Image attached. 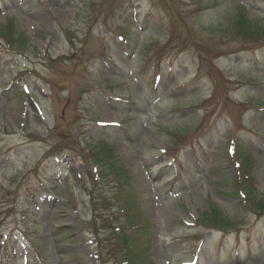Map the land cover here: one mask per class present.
I'll list each match as a JSON object with an SVG mask.
<instances>
[{"label":"rangeland","instance_id":"1","mask_svg":"<svg viewBox=\"0 0 264 264\" xmlns=\"http://www.w3.org/2000/svg\"><path fill=\"white\" fill-rule=\"evenodd\" d=\"M262 199L264 0H0V264H264Z\"/></svg>","mask_w":264,"mask_h":264},{"label":"trees","instance_id":"2","mask_svg":"<svg viewBox=\"0 0 264 264\" xmlns=\"http://www.w3.org/2000/svg\"><path fill=\"white\" fill-rule=\"evenodd\" d=\"M258 202V200H257ZM258 205L264 209V199L260 200Z\"/></svg>","mask_w":264,"mask_h":264}]
</instances>
